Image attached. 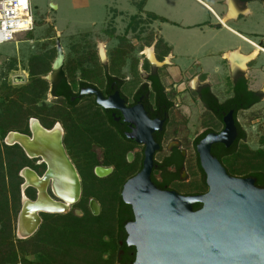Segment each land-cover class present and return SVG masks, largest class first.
<instances>
[{
    "label": "flooded vegetation",
    "instance_id": "obj_1",
    "mask_svg": "<svg viewBox=\"0 0 264 264\" xmlns=\"http://www.w3.org/2000/svg\"><path fill=\"white\" fill-rule=\"evenodd\" d=\"M240 1L244 2L245 0ZM257 1L264 2V0ZM68 51L72 55L77 53L71 48ZM39 54L44 59L46 58L44 65L48 71L33 76L30 72V61L31 58ZM52 54H54L53 59H50ZM145 62L139 68L140 75L135 76L131 69V75L124 72L123 68L114 73L113 62L110 60H72L70 54L57 45L42 47L29 57L28 69L27 72L24 71L23 81L16 82L14 80L17 85H20V88L16 89L20 90L21 94V90L26 85L39 78L48 83L46 97L50 98L49 103L46 100H40L41 102L37 103V108L42 109L40 116L34 115L38 111L36 109L34 111L32 103H28L29 117L26 126L9 132L4 138L0 135L3 147L4 145L18 146L28 160L26 167L17 172V175L23 179L20 190L26 198L36 202L40 192L34 185L24 188L26 180L22 173L25 170H30L40 180L50 174L45 186V193L54 202L66 204L65 200L55 193L49 158L44 156V153L37 151L32 152L34 155L30 156L19 143L8 145L6 142L7 137L12 133L34 140L33 120H36L46 132L51 133L57 127L60 128V147L69 161L74 178L80 185V196L75 204L80 202L89 190L91 197L87 201V210L91 213H93L91 208L93 201L99 205L100 211H102L97 196L106 198L110 212H120V199L123 201L122 193L125 185L144 169L147 145L142 140L146 138V131L150 129L152 130L153 145L156 147L152 156L151 182L153 185L161 191L176 192L184 196L204 195L208 192L206 175L200 164L197 147L207 135L220 134L224 130V119L230 112H233L235 120L234 111L227 112L226 107L220 108L218 105L228 99L223 101L218 99L219 104H213L218 114L207 113L203 103V100L207 98L203 92L206 86L199 84L195 89L199 93L198 98L193 96V100L203 109L200 112L202 129L192 140L182 136L181 131L186 127V120L182 116L183 114L181 115L180 105L174 100L173 106H171L169 105L170 100L163 98L173 91L167 89L161 80L160 68L166 66L151 65V73L145 75ZM159 63H163V61ZM69 69L70 71L76 69L75 76L73 80H68L66 86L61 72L70 73ZM151 74L159 77L161 86L164 87V95L154 91L153 83L150 81ZM15 93L17 94L18 91ZM99 100L104 102V105H101ZM144 114L146 117L142 116ZM181 120L185 121V125ZM50 121L53 122L52 125L49 124ZM235 142L229 148L222 144L213 145L212 155L219 160V157L224 154L223 148L224 151L229 150ZM99 171L104 174L101 172L103 175H100ZM197 181H200V188L203 189L206 186L207 189L200 193L190 191ZM125 205L132 210L130 205ZM70 207L71 204L68 209ZM43 214L49 215L48 213ZM130 222L133 221L125 223L123 227L124 236L119 241L121 247L127 244L125 227ZM133 248H129L130 251ZM129 255L132 257L133 253ZM122 257H125L123 251L120 252V258Z\"/></svg>",
    "mask_w": 264,
    "mask_h": 264
},
{
    "label": "water",
    "instance_id": "obj_2",
    "mask_svg": "<svg viewBox=\"0 0 264 264\" xmlns=\"http://www.w3.org/2000/svg\"><path fill=\"white\" fill-rule=\"evenodd\" d=\"M154 61L153 66L161 67ZM224 124L220 134L207 135L197 147L208 192L194 196L161 191L153 185L156 147L152 130L146 131L142 140L147 145L144 169L122 193L123 202L132 207L134 215V221L125 227L127 246L136 250L133 264H264V189L251 178L230 176L212 155L213 145L229 148L237 138L233 112ZM197 204L201 208L195 211ZM91 208L98 216L99 205L93 201Z\"/></svg>",
    "mask_w": 264,
    "mask_h": 264
},
{
    "label": "trees",
    "instance_id": "obj_3",
    "mask_svg": "<svg viewBox=\"0 0 264 264\" xmlns=\"http://www.w3.org/2000/svg\"><path fill=\"white\" fill-rule=\"evenodd\" d=\"M153 18L156 19L157 17L153 16ZM153 42L154 37L151 36L149 38V46ZM126 43L127 39L125 37L121 38L118 48L111 54L114 73L124 67L127 57L132 51V46L126 45ZM156 50L159 62H162L171 52V48L165 45L161 39L157 41ZM93 55L97 60V53ZM71 59L86 60L84 55ZM44 61H46V58L44 59L41 54L31 58L30 72L33 76L48 71L45 68ZM131 64L133 74L139 76V60L134 59ZM75 70L70 71L69 69L70 73L61 72L64 85L67 86L68 80H73ZM144 70L147 73H151V65L148 61L145 62ZM150 81L153 83L154 91L165 94L159 77L151 74ZM231 87L232 97L223 104H219L218 98L211 92L210 87H206L203 90L204 95L207 97L203 100L207 113L218 114L213 104H219L220 108L226 107L227 112L233 110L238 128V138L234 146L225 151L223 148L224 154L219 157V161L223 167L225 166L224 168L230 176L251 178L255 180L257 187L264 189V149H250L245 143L246 133L238 123V115L241 112L251 110L262 101V97L260 93L249 90L248 81L244 76L236 78ZM15 91H18V93L16 94ZM19 91L17 89L9 90L3 96L8 104L0 114V135L2 138L9 132L26 126L29 117V111H27L28 103H32L34 111L35 109L38 111L34 114L35 116L41 115L42 109L40 110L36 105L41 99L40 96L46 95L48 83L38 78L33 80L31 84L26 85L21 90V94ZM192 95L198 98L199 93L193 91ZM176 96L174 90L168 96H163V98L164 100H170L169 105L173 106ZM184 122L182 123L185 125ZM52 123L50 121L49 124L52 125ZM262 145H264V141ZM4 147V156L0 150V168L5 167L7 176H5L4 172L0 174V223L2 225L0 228V264H17L16 247L9 239L8 224L4 222L5 219L8 220L9 218L7 214L10 206L14 209L15 216L20 211V186L23 183V179L17 175V172L26 167L28 160L18 146L8 147L4 145ZM225 163H227V166ZM206 189V186H204L203 189L200 188L194 192L200 193ZM120 206V212L104 211L98 216L93 215L89 210L81 218L77 216L54 218L50 215H45V219H52L53 224H44L43 222L34 237L29 238V240H19L17 243V248L22 254L31 253L37 258L36 261H27L24 258L23 264H133L136 250L133 248L130 251L127 244L121 247L119 241L124 236L123 227L125 223L134 221V215L131 208L126 206L121 199ZM200 208V204L193 207L195 211ZM121 251L125 253V257L120 258ZM130 253H133L132 257H130ZM105 255H107L106 258L104 257Z\"/></svg>",
    "mask_w": 264,
    "mask_h": 264
},
{
    "label": "crops",
    "instance_id": "obj_4",
    "mask_svg": "<svg viewBox=\"0 0 264 264\" xmlns=\"http://www.w3.org/2000/svg\"><path fill=\"white\" fill-rule=\"evenodd\" d=\"M97 1L98 8L103 6L106 10V16L100 29L78 33L62 31L56 24V18H52L55 9L61 11V7L60 4H53L52 10L54 11L48 10L46 16L38 17L35 30L20 35L16 43L21 39L30 40L29 42L34 48L39 45L38 43L46 42L49 39L56 40V45L61 47L63 44L59 41L69 42L78 36L107 31L108 24H112L111 29L116 30V24L125 20V33L122 36L118 33L107 34L110 40L117 42L113 52L118 48L121 38L127 39L126 33L131 28L133 21L148 18L151 21V28L155 31L154 42L150 45L155 60L159 62L156 50L159 39L171 48V52L160 65L161 67L165 65L168 68L167 72L171 76L170 79L172 78L175 82V87L182 86L184 80L197 79L195 88L190 87L193 91L199 84H203L210 87L211 92L223 101L232 97L231 85L235 79L244 76L248 81L249 90L260 93L262 97L260 103L264 101V66L258 65L261 54H264V2L257 0H245L244 2L240 0H129V2L116 0L110 7L104 3L106 0ZM69 2L70 4H67L69 8L70 5L75 7L71 12V16L74 17L77 10H82L81 8L87 0H70ZM89 3L90 0H88ZM64 6L65 4L62 8ZM36 9L37 7L35 12ZM178 16L182 17L178 20L175 19ZM38 20L42 21L40 25H38ZM76 24L78 23L76 22ZM168 29H178L190 34L180 52H182L181 56L192 64L188 66L178 64L179 55L176 54L175 43L171 40L172 35L169 36V32L167 33ZM48 33H50V38H41L42 35ZM28 37L30 39H27ZM43 45L41 47H44ZM105 47L107 49V45ZM70 48L72 49V47ZM67 50L64 49V51ZM105 52V59H103L97 51L96 61H111V55L109 56L107 50ZM81 55L84 54L75 53L70 58H78ZM142 55L145 56L144 53ZM202 55L203 59L201 60L200 56ZM230 55L236 57L234 60L236 64L230 61ZM244 57L250 59L244 64L245 67H241ZM146 60H148L147 57ZM148 62L152 65L150 60ZM204 62H207V66L214 64V74L209 73L208 69L203 67ZM203 77L204 80H201ZM228 80L230 82L227 84ZM221 94L224 95V98H220Z\"/></svg>",
    "mask_w": 264,
    "mask_h": 264
},
{
    "label": "rangeland",
    "instance_id": "obj_5",
    "mask_svg": "<svg viewBox=\"0 0 264 264\" xmlns=\"http://www.w3.org/2000/svg\"><path fill=\"white\" fill-rule=\"evenodd\" d=\"M70 0H31L32 5L34 8L37 7V11L35 12V18L37 20L38 17L46 16V13L48 10H52L53 4H60L61 11H54L53 17L56 18V24L59 29L62 31H65L66 33H78L83 31H93L98 30L102 27L103 21L105 19L106 10L103 6H97V0H90V3L87 2L84 4V6L81 8L82 10H77L74 17L71 16V12L74 11V6L70 5V8L68 7V3ZM116 0H106L104 3L110 5L112 7L113 2ZM126 1V0H125ZM129 2V0H127ZM65 4L64 8L62 6ZM88 6H90L88 8ZM198 8V7H197ZM203 14V13H202ZM182 16L175 17V19H179ZM204 18V17H203ZM262 18V17H261ZM42 20V18H40ZM45 19V18H44ZM41 20H38V25L42 23ZM186 20V18H185ZM40 22V23H39ZM76 22L78 24H76ZM116 23V22H115ZM96 25V26H95ZM116 30L111 29L113 26L112 24H108L107 31H99L95 33L85 34L82 37L78 36L68 41H63L59 43L63 44L61 47L63 49L67 50L70 47H72V50H75L78 54H84L86 60H96L94 58L95 53L97 51L99 54H101V47L108 51L109 56L112 54L113 48L116 46V41L110 40L108 38L109 36L107 34H120L121 36L125 33V25L126 21L122 20L118 24H116ZM151 21L148 18L140 19L138 21H133L131 28L128 30V33H126L127 36V43L126 45L132 46V51L127 57L126 63L123 67L124 72H128L129 75L131 72V63L132 60L136 59L139 60V68L143 62L146 61V57L142 55V53L146 49H152L151 46H149V38L151 36L154 37L155 31L151 28ZM114 31V32H113ZM169 32V33H168ZM168 35H172L171 40L175 43L176 46V54L179 55L178 64H182L185 66H188L189 64H192L188 60L184 59L181 55L182 52L180 50L183 49L184 43L190 36L185 31L178 30V29H168L167 30ZM48 33L44 36L42 35L41 38H50L51 36ZM167 35V37H168ZM40 38V39H41ZM27 39H30L28 37ZM30 40L21 39L18 43H11V44H4L0 46V114L6 108L7 101L4 100L3 96L5 95L6 91L14 90L16 88H20V85H17V83L14 82V78L17 76H23L25 77V72H27V62L30 56H32L34 53L39 51L42 47V45L46 46H56V40H46V42L38 43L39 45L34 48H32ZM112 41V42H111ZM107 45V49L105 47ZM179 46V48H178ZM43 47V48H44ZM67 54L72 55L71 53H68L69 51H66ZM106 54V52H105ZM101 56V55H100ZM201 60L203 59V55L200 56ZM50 59H53V54L50 56ZM258 65L264 66V54H261L260 60L258 62ZM203 67L208 69L209 73L214 74V64H211L207 66V62L203 63ZM167 67L160 68V74H161V80L163 85L167 89H172L173 91L176 90V98L174 99L180 106V112L181 115L186 120V127H184L181 131L182 136L188 137V139L192 140L194 137H196L202 127L200 126V115L203 111L202 107L195 103V100L192 92L195 88V82L197 79L190 78L188 80H184V84L182 86H179L178 88L175 87V82H173L172 78L170 79V75L167 72ZM145 75H147V72L145 71ZM204 80V77L201 79ZM227 84L230 82L229 80L226 81ZM192 87V88H190ZM228 87V86H227ZM226 91V87L224 89ZM220 98H224V95H219ZM41 101L46 100L47 103H49V99L46 95L40 96ZM40 101V102H41ZM182 121V120H181ZM183 122V121H182ZM238 123L242 127V129L246 133V145L252 149V150H259L264 149V145H262V142L264 141V101L260 104H257L254 106L251 110L241 112L238 115ZM0 150L3 153L5 152V147H3V142L0 141ZM227 166V163H225ZM225 167V166H224ZM241 168V166H239ZM2 170V171H1ZM4 172L5 176H7V170L4 168H0V174ZM200 188V181L195 182L194 187L190 189V191L194 192ZM21 192V200H20V211L22 208V199H23V192ZM91 192L88 190L87 195H84L82 200L78 203L71 204L70 209H68L64 213L60 214H49L50 216L56 218V217H66V216H77V217H83L85 212L87 211V201L91 197ZM95 196V195H94ZM97 196V195H96ZM97 199L99 200L102 211H99V214L103 213L104 211H110L107 207V200L105 197L97 196ZM20 211L18 212V215L15 216L14 209L12 206H10V210L8 212V220L5 219L4 223L8 224V235L9 239H11L12 244L16 247V255H17V264H23L24 258H26L27 261H36V256L29 253V254H22L21 251L17 248V243L19 240H29V239H23L18 236L17 232V222L18 217L20 214ZM93 214V213H92ZM46 214L39 213V216L41 218L39 228H37L36 233L34 236L38 233L41 226L44 224H53V220L48 218V220L45 219ZM7 220V221H6ZM42 222V223H41ZM0 223V228H1ZM33 236V237H34ZM105 258L107 255L104 256Z\"/></svg>",
    "mask_w": 264,
    "mask_h": 264
},
{
    "label": "bare ground",
    "instance_id": "obj_6",
    "mask_svg": "<svg viewBox=\"0 0 264 264\" xmlns=\"http://www.w3.org/2000/svg\"><path fill=\"white\" fill-rule=\"evenodd\" d=\"M264 51V50H263ZM144 55L152 62L154 61V55L152 49H146ZM256 55V54H255ZM101 56L105 59V49L101 47ZM229 59L231 62L236 64L234 61L236 57L230 55ZM250 58L244 57L242 59L241 67H245V63ZM16 82L23 81V76H17L14 78ZM32 130L34 132V140H29L27 137H22L16 134H10L6 142L8 145L19 143L30 156L34 154L32 152L37 151L44 153L43 155L49 158V165L52 171V178H54V189L57 196L65 200L66 204L56 203L50 199L45 193V186L47 180H40L30 170H25L22 176L26 180L24 188L29 185H34L39 189V197L36 202L30 201L25 196L23 197V210L18 218V236L23 239H28L36 232L40 225V212H61L67 211L70 204L76 201L80 195L78 182L74 178L71 171L69 161L62 152L60 147L61 130L59 127L54 132H46L36 121H32ZM99 171V174L103 175L104 172Z\"/></svg>",
    "mask_w": 264,
    "mask_h": 264
},
{
    "label": "built area",
    "instance_id": "obj_7",
    "mask_svg": "<svg viewBox=\"0 0 264 264\" xmlns=\"http://www.w3.org/2000/svg\"><path fill=\"white\" fill-rule=\"evenodd\" d=\"M35 27L31 0H0V46L16 43L20 35L33 32Z\"/></svg>",
    "mask_w": 264,
    "mask_h": 264
}]
</instances>
